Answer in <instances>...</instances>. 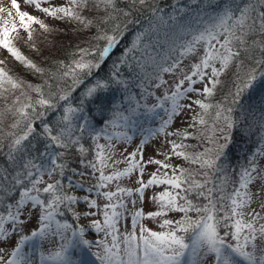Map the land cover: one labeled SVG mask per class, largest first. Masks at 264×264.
<instances>
[{
  "label": "snow or ice",
  "instance_id": "obj_1",
  "mask_svg": "<svg viewBox=\"0 0 264 264\" xmlns=\"http://www.w3.org/2000/svg\"><path fill=\"white\" fill-rule=\"evenodd\" d=\"M30 5H34L35 9L49 15L52 18L60 20H75L83 26L91 28L92 21L88 20L82 13L89 8L98 10L103 5L104 13L102 15H110L111 12L117 11L118 5L116 0H67L66 5L53 6L49 3L48 7L42 5L48 0H26ZM139 3L144 5L146 0H133V4ZM195 3V0H193ZM261 5H264V0H259ZM12 8L16 9L17 22L12 19L13 13L4 8H0V13H6L8 18L0 23V47L10 53L17 61L26 65L30 69L37 72L40 68L16 47L15 41L20 39L19 32L24 30L28 39L25 41L30 47L36 48L33 42V33L35 28L33 24L38 25L44 31L51 32L52 29L47 26L42 20L32 14L21 11L18 0H11ZM211 6V5H209ZM110 10V11H109ZM159 11L153 9V12ZM239 15L231 8L225 7L218 12L214 17L209 19V22L202 28L196 31L188 32L190 39H185L177 48L170 50L173 55L165 56L160 61L153 60V75L154 86H168L169 90L165 91L162 103L152 105V110L161 109L159 126L150 131L149 136H156L164 133L165 135H175L177 140H169L171 145L170 153L165 154L167 160L169 155L183 157L185 160L193 164H199L201 169H215L219 171L217 161L223 156L224 150L228 147V136H225V143L216 144V137L209 138L214 144L211 149H205L203 152L186 151L187 145L183 143L191 133L187 131L177 130L175 133H167V127L172 123L174 118L178 116L184 109L190 108L191 104L181 103L182 98L189 92H201L206 96H211L215 85L219 83V73L227 68L228 64L238 57V52L234 50L238 45L244 43L245 36L248 32L254 30L264 34V11H256L254 5L248 4L244 8H237ZM126 15V14H125ZM259 22V23H257ZM103 25L104 20L98 21ZM98 38L106 41V46L99 51L100 61L92 63L85 58L92 55L90 49H78L79 58H74L70 64H63L62 78L71 77L73 83H79L77 76L80 71L87 70V74L91 73L93 68H99L101 62L106 55H110V49H114L118 44V37L115 34L109 35L107 32L97 34ZM140 40V37H137ZM264 46V45H262ZM202 48L203 54L197 53V49ZM191 54L199 55V62L190 66L189 72H182V78H177L172 85H168V81L164 79L165 73L175 74L177 68L182 64L183 59ZM125 53H121L123 57ZM219 61V67L216 62ZM121 63L124 61L121 60ZM4 62L0 61V65ZM116 69L112 76L119 75L117 64L113 65ZM210 70V71H206ZM264 78V73L260 74ZM193 77H198L201 81L207 80L203 88H193L196 83ZM257 81V76L252 73L246 74L244 80V88H252ZM117 83L129 85L126 81L117 80ZM185 82L187 86L185 87ZM211 85V86H210ZM107 87V84L98 81L94 86L89 87L86 95L97 98L98 94ZM19 91L20 95L15 97V103L10 108H5L0 111V120H2L7 112H12L16 117L11 127L18 128L23 123L22 134L9 133V152L7 159L11 162V169L5 168L0 170V239L7 238L9 235H14L19 232L24 226L25 220L29 216H34L37 224L31 231L30 235H20L15 247L7 254V257L0 254V264H32V261L27 258L23 249L26 242L34 241L31 245L33 251L36 250L40 241L48 237H59L60 243L58 249L54 253H50L45 257L40 255L41 261H58L59 264H89L88 255H95L102 264H115L119 260V264H181L187 250L191 247V257L189 264H198L205 258H211L213 264H264V183H261L253 192L250 186H253L256 181H264V168L257 166L255 160H250L247 167L242 169L238 180L234 181V186L231 190L225 192L221 187L207 188L208 172L193 173L187 169H180L179 174L175 169L169 175L167 171L160 172V169H169L172 166L161 160L149 158L143 160V150L146 140H142L137 149L125 157L128 167L122 171L116 170L109 175H105L103 168L108 166L107 161L111 156L105 154L104 146L97 145L99 149L95 159L99 161L100 166L96 163H89V167L99 171L100 175L97 178L95 185L89 186V191L93 188L97 189V195L103 196L108 203L103 206V221L100 219H91L90 226L98 231H104L106 234H112L116 231L118 218L124 215L128 210L122 196H132L133 190L117 187L115 192L98 190L105 187L109 182L118 180L120 177L128 176L135 169H139L141 173L144 171L145 164H156L160 166L156 172L151 174V177L144 182L142 176L137 181L139 187L135 189V193L143 198L144 192L152 185H169L171 188H165L154 197L158 204V210L147 213L151 218L164 216L169 211H176L184 215L177 220L164 219L160 224L161 231H154L143 225H139L140 219L144 216L142 210H137L131 213V223L133 230L122 234L121 241L117 242V236L112 235L111 247H105L103 253H90L88 250L92 241L85 238L84 227L73 228L72 225L61 224L56 220V213L60 206L75 204L78 200H83L85 203V211L74 213L79 218L95 216V212L91 209L98 207L96 199H90L88 196L76 197L69 195L63 188L60 180H55L52 183H47L44 187L39 185L44 184V176L52 177L54 173L64 175L67 164L63 162L64 152L48 151L53 145L67 150L70 146L79 142V136L76 132L90 130L91 125L88 123L87 117H76V113L81 112L80 108L71 106L65 108V113H72L73 118L81 119L84 123L73 125L69 116L65 114L62 117L61 126L57 129L50 127L49 124L43 125L42 135L47 136L50 143L45 145V151L39 154V162L37 158H26L25 142H29V138L35 134V128L32 123V113H35L38 119L43 113L36 110V106L46 109L52 108L56 100H68L67 95L49 91L47 94L39 86L26 84L25 82L14 78L4 68L0 67V96ZM35 92L38 95L33 98L28 93ZM242 89H238L236 95L239 96ZM24 97L25 102L20 101V97ZM131 99V97H129ZM202 109L207 110L212 107L202 100L194 101ZM216 119H223L227 128L234 127V122L230 115H223L224 112L231 113V108H222L220 105L215 106ZM131 112H135L132 109ZM119 118L128 122L131 120L130 115L118 114ZM196 120V118H193ZM199 124H205V119L200 116ZM195 125H189L194 127ZM216 131L215 128L212 129ZM223 131V129H221ZM99 135V134H97ZM126 139H130L127 138ZM2 146V145H0ZM31 147L30 143L28 145ZM112 145L109 144V150ZM81 151H84L81 146ZM141 156V160H136L137 155ZM258 154L264 156V151H259ZM83 163V161H81ZM119 163V161H113ZM75 172V169H72ZM159 173V174H158ZM199 174L204 176V182L201 183L194 179V175ZM83 175V173H80ZM74 187L83 189V182L74 184ZM179 190V191H177ZM13 192L18 193V199L12 195ZM196 192L198 196L204 197L207 200L206 204L196 205L188 198L187 193ZM219 193L214 196L213 193ZM40 193L48 194L47 197L41 199ZM183 193V195L181 194ZM116 202H113V200ZM130 203L134 206L135 200ZM257 204L258 207H252ZM27 206V207H26ZM118 208L122 211H118ZM33 209L36 211L33 212ZM70 211H74L69 208ZM190 212L197 213L194 219L188 215ZM217 212H224L225 215L220 219L217 218ZM221 219L232 221L234 230L231 232V241H226L225 236L229 233L225 232L223 236L218 231V225ZM8 227H5V225ZM139 226V236L136 233V227ZM111 229L112 232L108 230ZM71 232V236L67 233ZM191 241V245L188 243ZM259 241V243H257ZM124 244V248H120V243ZM83 255L78 261L72 259L69 248H80ZM121 252L127 257L126 260L121 258ZM0 253H4V249L0 248Z\"/></svg>",
  "mask_w": 264,
  "mask_h": 264
},
{
  "label": "rangeland",
  "instance_id": "obj_2",
  "mask_svg": "<svg viewBox=\"0 0 264 264\" xmlns=\"http://www.w3.org/2000/svg\"><path fill=\"white\" fill-rule=\"evenodd\" d=\"M197 2L198 0H195V3ZM244 2H246V0H202V5H205L203 8L196 7L194 10H182L179 14L171 13V16L165 18L159 17L153 22L152 26L146 29L144 32H141L140 34H138L139 32L134 33L138 35L133 37L131 45L124 52L126 57L123 58L124 62L118 65V76H112V73L114 72V68H112L108 72L109 78L107 80H102L101 75L97 74L88 79V82L92 83L88 86V88L94 86L98 81H100L101 83L107 84V87L103 90V92L108 91L107 89L109 88H111L113 91H116V93H114V110L111 112L113 122H107L105 124V128L109 130L110 134H104V138H98L99 144L104 146L105 154L111 156V159L107 161L108 166L103 168L105 175H109L116 170L122 171L128 167L125 157L135 151L142 140H146L143 150L144 161H147L149 158H154L156 160L165 162V154L171 151V145L168 143V141L177 140V142H179V139L175 135L169 136L165 135L164 133L158 134L156 136H149L150 131L156 129L159 126L161 116H163L162 110L159 108L152 110V105L162 103L161 98L163 97L165 91L169 90L168 86H154L155 77L153 75V60L160 61L165 56L173 55L170 50L177 48L185 39H190V36L187 35L188 32L196 31L197 29L202 28L209 22L210 18L214 17L223 8L229 7L234 12H236L237 15H239L237 8L239 7L242 9L241 6H243ZM49 3L53 6H63L66 5L67 0H48V2L44 3L42 6L48 7ZM18 4L21 11H25L32 14L33 16H36L52 29L51 32H48L41 29L38 25H32V27L35 28V32L33 33V42L36 44V48L30 47L29 44L25 42L28 37L22 38L20 41L19 39L15 41L17 48L21 46L19 49L24 56L32 60L37 65V67L39 66L43 68L44 72L41 73V76H45V69H47L46 65H49V67H54L55 63L61 59L59 53L66 49H71L72 52V48H75V51L77 52L74 54V56L76 57L79 56L78 49H90L92 51V55L87 56L85 59L90 61L92 59L93 63L98 62L99 51H101L106 41L99 38L98 41L93 42L92 38L94 35L98 37L97 34L102 35L103 33L102 28L98 23L101 16L105 17V15H102L104 11L100 9L102 6H100L98 10L89 8L86 12L82 13L87 17L88 20L93 22L92 27L88 28L75 20L65 19L62 21L57 18H52L49 15L36 10L34 5L28 4L26 0H18ZM0 8L11 11L13 13L12 19H14L18 24L16 9L12 8L11 0H0ZM6 18H8L6 13H0V23H2V21ZM107 33L112 35L113 32ZM152 34L154 40H151ZM137 36L140 37L139 41L137 40ZM247 36L248 34L245 36V39H247ZM246 48H248L247 45L244 46V49L238 50V60L236 62L244 59L242 56L248 51ZM197 53L202 55L203 49L198 48ZM4 54L5 53H3V55ZM246 56H248V54H246L245 57ZM4 57L8 58V60L7 58L4 59L7 60L8 69L14 78H18L26 84H29L27 80H29L31 76L40 75V72L30 69L21 62H18L10 53ZM48 60L54 62L46 63ZM198 62L199 55L191 54L183 59L182 64L177 68L175 74L165 73L164 79L168 81V85L170 86L174 80L177 78H182L181 70H183V72H189L190 66ZM231 64L229 63L227 68L219 73V83L215 85L211 96H206L201 91L189 92L184 98H182L181 103L191 104V107L184 109L178 116H176L172 123L167 127L166 132L175 133L177 130H181L191 133V129L193 127H189V125L194 124L195 127H197V124L193 122V115L197 114L198 117H205L206 122H212L213 124H211V127L213 126L215 129L217 127L216 137L218 138V143L216 144H223L226 142L224 137L228 136L230 138V136L235 132L234 128L236 129L237 127L234 122V117H231L232 121L234 122V127L231 129L226 127L225 122L218 121V119H216L217 108L215 106L220 105L222 108H231L233 110V105L235 106V104L239 103L241 109L245 110L246 112L245 118L244 116H241L240 118V125L245 127L246 130L252 125H256L257 127L255 133L257 135L252 136V138H249L248 140L260 141L259 148L256 147L253 150L255 152L253 153V156H251V159L245 157L243 162H241V156L239 157L241 171L248 166L250 160H255L258 167L264 168V156L258 154V150L264 151V89L262 92L260 91L258 98H247V101L244 102V95L249 88L245 89L243 82L246 79V74L252 72L255 74L256 70H258L257 64L255 61H251L246 65L245 70L242 71L241 78L237 84V90L242 89L239 96H237L231 87H229L233 83L232 79L237 75L232 74L234 73L235 69L232 68L233 66H231ZM216 66H220L219 61L216 62ZM97 70L101 71L104 76L106 75L104 70L96 68V71ZM85 71L86 70L80 72L79 75H82ZM193 79L196 80V83L192 85L193 88L202 89L204 84L208 83L207 80L201 81L198 77H193ZM117 80L126 81L129 86L126 87L124 84L117 83ZM221 83H223V86L226 85V87H229L226 91H224L223 96L217 93V87L219 88ZM186 86L187 82H185V87ZM15 95L16 92L5 94V96H0V111H3L5 108H9V106L13 104V98ZM129 97H131V99H129ZM225 97L230 99L234 97L233 99L236 100L237 103L234 104L235 101H233L229 105L230 99L228 100ZM84 98L87 97L84 95L83 99ZM218 98L228 101L225 102L222 99L220 101ZM197 99L212 105V107L208 108L207 110L202 109L199 105L194 103V101ZM6 101H8L7 104L4 103ZM119 105L122 106L118 107ZM132 109H135L134 113L131 112ZM236 109L238 111L237 107ZM118 114L130 115L131 120L124 122L119 118ZM5 117L0 120V130L3 128L1 124L5 123ZM257 121L258 123L255 124ZM221 129H224V131H221ZM197 135V133L192 132L191 135L183 140V143L187 145L188 148H192L195 152H201V150H204V148L208 146V143L203 138H198ZM126 137L130 139H126ZM246 143L247 142L243 143L245 151H247L248 148V145H245ZM109 144L112 145L111 150H109ZM136 160H141V156L139 154L137 155ZM113 161H119V163H113ZM168 161L173 162V159ZM174 161L177 164L175 159ZM159 167L160 166L154 163L145 164L143 173H141L137 168L133 170L130 175L111 181L105 187H102L98 190L99 192H115L117 187L133 190V194L130 197L118 193V196L123 197L128 210L124 212L122 217L118 218L116 231L112 234H106L104 231H98L94 227L90 226L91 219H100L101 222L103 221V206L104 204L108 203V201L103 196L97 195V189L93 188L92 191L88 190L89 187L87 185H95L96 183H86L87 185H84L85 187H83V190L73 186L74 184L81 183L82 181L80 180H78L79 182L77 183L71 182L70 184L72 187L71 189L74 188V196H88L90 199H96L98 207L91 209L92 212H95V216L86 218L83 215H80L79 218H77V215L74 213L82 214L85 211V203L83 200H80V203H75L68 206L62 204L58 212H60L61 216H68L79 226L84 227L85 238L92 241L90 249L88 250L90 253L97 252L102 254L105 247H111L112 235H116L117 242H120L122 234L133 230L130 214L137 210H142L144 213V216L139 221V225H143L154 231H161L162 229L160 228V224L164 219L177 220L184 215L176 211H169L166 215L156 218H151L147 215L149 212L158 210V204L156 203L154 197H156L158 193L163 191L165 188L170 189L171 186L152 185L145 190L142 199L140 198L139 194L135 193V189L140 186L137 182L140 177L142 176L144 182H147V180L151 177V174L156 172ZM74 176L77 178L79 177L78 173H76ZM43 179L45 183L39 185L41 188L47 183H52L50 180H48L47 176H44ZM71 179L74 180L72 177ZM82 180L87 182L88 179ZM261 183H264V181L258 180L253 186H250L252 191L255 192ZM70 195H72V192ZM188 195L191 196V193ZM131 200L136 201L134 206L130 203ZM113 202H116V200L114 199ZM252 207L258 206L257 204H253ZM69 208L73 209L74 211H70ZM35 211L36 210L33 209V212ZM118 211L122 210L118 208ZM55 218L61 224L67 223V221L62 220L57 213ZM36 224L37 221L35 217L29 216V218L25 220V224L19 232L15 233L14 235H9L7 238L0 239V248L4 249V253L0 254H3L7 257V254L15 247L16 243L18 242L20 235H30ZM225 226L227 229L226 231L225 229L222 230V232H228L231 239V232L234 230L232 221H226ZM5 227H8V225L6 224ZM135 230L137 236H139V226H137ZM108 231L112 232L111 229ZM67 234L71 236V232H68ZM33 243L34 241L26 242V245L23 249L27 258L32 261V264H59L58 261H41L40 259L41 253L47 257L50 253H54L58 249L59 244L63 243L59 240V237H48L43 241H40L35 251H33L31 248ZM191 243L192 242L189 241L190 245ZM257 243H259V241ZM83 248V245L76 249L71 247L69 248V252L71 253L73 260H79V258L84 254L82 251ZM120 248H124V244L122 242L120 243ZM87 258L89 260V264H102L101 261L99 262L95 259L94 255L90 254ZM121 258L124 260L127 259V257L124 256L122 252ZM190 258H192L191 247L187 250L185 257L181 261V264H189ZM115 264H119V260H117ZM198 264H213V260L211 258H205L202 261H199Z\"/></svg>",
  "mask_w": 264,
  "mask_h": 264
},
{
  "label": "trees",
  "instance_id": "obj_3",
  "mask_svg": "<svg viewBox=\"0 0 264 264\" xmlns=\"http://www.w3.org/2000/svg\"><path fill=\"white\" fill-rule=\"evenodd\" d=\"M118 8L117 11L111 12L110 15H105V17H102L100 19L104 20L103 25H100L103 32H113L112 34L117 35L118 37V44L114 49H110V55H106L103 59V61L100 64L99 69L105 71V76L101 71H96V68L91 70L90 74H87V70L82 74L77 76V79L80 81L79 83L74 84L71 77L68 78H62L61 72L63 71V67L61 65V62L63 64H70L74 58H78L79 56H74V54L77 52L75 51V48L66 49L59 53V56H61V59L55 63L54 67H49V65H46L45 69V76H41V73L44 72L43 68H41L40 75H34L27 80V82L30 85L33 86H39L41 89L47 94L49 91L59 93L62 95H67L68 100H56L54 102V106L52 108H44L40 106H36V110L40 113H43L38 119L36 118L35 113H32V123L35 128V134L33 137L29 138V142H25V156L26 158H37L36 162H39V154L41 152L45 151V145L50 143L47 136L42 135L43 133V125L45 123L49 124L50 127L59 128L61 126L62 117L67 114L73 123V125H78L81 123H84L81 119H75L73 118L72 113H65V108L72 106L73 108H80L82 109L81 112L76 113V117H82L86 116L88 123L91 125L90 130H85L83 132H76V135L79 136V142L70 146L67 150L58 148V146L53 145L48 149V151H62L64 152V157L62 158L63 162L67 164V168L64 171V175H60L58 172L54 173L53 176L50 178L48 177V180L51 182L55 180H60L64 190L70 195L72 192V195H74V188L71 189V182H79L78 180L82 181L84 185H87L86 183H97V178L99 177L100 173L99 171H96L95 169L89 167V163H96L97 167L100 166V163L98 160L95 159L99 149L97 148V145L99 144L98 138H104V134H110L109 130L105 128V124L107 122H113L111 117V112L114 110V99L116 91L112 90L111 88L107 89L106 92H100L97 96V98L93 99L92 97H88L86 95V89L89 85L92 83L88 82V79L93 77L95 74L101 75L102 80H107L109 77L108 72L113 68L114 64H122L120 61L126 57L124 55L121 58V53L125 52L127 48L131 45V42L133 41V37L135 35L140 34L141 32H144L146 29L150 28L153 24V22L159 18V17H168L171 16L174 13H180L182 10L189 11L194 10L196 7L203 8L205 5H202V0H198L197 3H193V0H146L144 5H140L138 2L133 4V0H116ZM254 5L256 8V11H264V5H261L259 3V0H246L244 2L243 6L241 8H244L245 5ZM101 10L104 11L103 5H101ZM153 9H158L159 11L153 12ZM104 13V12H103ZM172 13V14H171ZM126 14V15H125ZM259 23V22H257ZM138 34H134L137 33ZM168 32V31H166ZM247 39H245L244 44L238 45L234 50L238 52V50L244 49V46L247 45L248 51L246 54L248 56L245 57L246 54H243L242 59L239 62H236L238 59H233L230 64L234 68V73L237 74L232 79V84L229 86L231 89L236 93L238 88V81L241 78L242 71L245 70L246 65L251 62L255 61L257 64L258 70H256L255 75L257 76V81L254 83V86L252 88H249L244 95V102L247 101V98H258L260 91L262 92L264 89V78H261L260 74L264 73V34H261L259 31H252L247 33ZM20 39L27 37L24 30H21L19 32ZM138 37V36H137ZM19 39V41H20ZM96 39V40H95ZM153 39V34L152 38ZM99 38L94 35L92 38V41H98ZM154 40V39H153ZM248 43V44H246ZM106 43L103 45L102 49ZM21 46L18 47V49ZM92 47V46H91ZM101 49V50H102ZM20 50V49H19ZM0 61H3L4 63L0 65V67H4L10 75V70L8 69L7 65V57H4L8 53L0 47ZM3 53H5L3 55ZM78 55V54H77ZM4 58H7L4 59ZM90 59V57H89ZM98 62L100 61V58H98ZM40 61V59H39ZM90 61V60H89ZM19 62V61H18ZM41 62V61H40ZM54 61L48 60L46 63H51ZM91 62L93 63V60L91 59ZM40 64V63H39ZM45 64V63H44ZM41 65V64H40ZM116 69H114L115 71ZM82 72V71H80ZM79 72V73H80ZM240 73V74H238ZM13 76V75H12ZM230 76V75H229ZM229 87H226V85L223 86V83H221L220 87H217V93L221 94L223 96L224 91H226ZM229 93V92H228ZM30 96L35 98L38 94L35 92H29ZM19 91H16V96H19ZM84 95L87 98H84ZM15 97L13 98L15 103ZM235 97V96H234ZM232 97L226 98L229 100V105L233 102L234 104L237 103L236 100H234ZM236 98V97H235ZM220 101L222 98H218ZM223 100V99H222ZM228 100H223L227 102ZM21 102L24 101V97H20ZM72 101V104H71ZM8 103V101L4 102ZM12 105L9 106V108ZM122 105H119L118 107H121ZM238 108V111L236 109ZM241 107L239 106V103L233 105V110L231 113L224 112L223 115H230L231 117H234V122L236 125V129L234 128L235 132L230 136L229 140L227 141L228 147L224 150L223 156L217 161V166L219 168V171H216L215 169H201L199 164H193L190 163V161H186L183 157L179 156H172L169 155L168 159H165V162L169 163L172 167L169 169H160V171L164 172L167 171L169 175L172 174V170L175 169L177 171V174H179L180 169H187L189 171H192L194 174L198 172L207 171L208 172V183L206 185L207 188H213V187H221L225 192L232 189L234 186L233 182L238 180L239 174L241 172L239 157L241 156V162H243V159L247 157L248 159H251V156H253V151L256 147L259 148L260 141H250L249 138H252V136L257 135L256 125H252L249 129L246 130L245 127H242L241 124V116L246 115L245 110H240ZM196 120L193 122L197 124V127H193L191 131L193 133H197L198 138H203L207 143L208 146L205 149H211L214 147V144L210 142L209 138L212 136L216 137V132H213V126L211 127L212 122L205 124H199L198 119L199 117L197 114L193 115ZM205 119V117H203ZM16 117L13 116L12 112H7L5 117V123L1 124L3 128L0 130V170H3L5 168L11 169V162L7 159L8 152H9V133H16V135L22 134L23 130V123L18 128H13L11 125L13 124ZM218 121L224 122L223 119H218ZM217 122V121H216ZM258 121L255 123L257 124ZM224 125V124H222ZM217 129V127H216ZM190 131V132H191ZM224 131V129H223ZM191 132V133H192ZM99 134V135H97ZM247 142L245 145H248L247 151L244 149L243 143ZM31 145L29 147L28 145ZM215 143H218V138L216 137ZM81 146L83 147L84 151H81ZM204 150H201L203 152ZM187 152L192 153L194 150L191 148L186 149ZM170 153V152H169ZM172 161H168L171 160ZM174 159L177 161V164L175 163ZM83 161V163H81ZM72 169H75V172H72ZM78 173L79 177H75L74 175ZM80 173H83V175H80ZM74 178V180L71 179ZM194 179L198 180L199 182H204V176L196 174L193 177ZM82 179H88L87 182ZM89 187V185H87ZM85 187V186H84ZM83 190V189H82ZM191 193V196L188 195ZM187 193V196L189 199L192 200L193 204L196 205H203L207 203V200L204 197L198 196L196 192H189ZM183 195V193H181ZM12 195L18 199V193L13 192ZM48 194H41V199H44L47 197ZM214 196H218L219 193H213ZM79 197V196H78ZM77 203H80V200L77 201ZM85 207V206H84ZM180 213V212H179ZM59 217L67 221L68 224L72 225L73 228H79L77 223L73 221L68 216H61L60 212H57ZM183 214V213H182ZM188 215L192 216L194 219L197 217V213L190 212ZM217 218L220 219L222 216L225 215L224 212H217L216 213ZM226 221L221 219L220 224L218 225V231L221 234V236L224 235L225 232H222V230L225 229ZM226 241H231L230 236L224 237ZM191 242V241H190ZM189 243V241H188Z\"/></svg>",
  "mask_w": 264,
  "mask_h": 264
}]
</instances>
